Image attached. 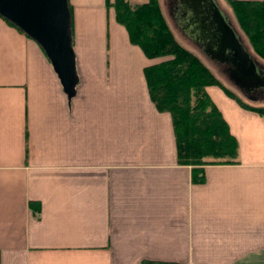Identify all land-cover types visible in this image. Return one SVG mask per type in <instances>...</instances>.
<instances>
[{"label":"crops","instance_id":"crops-1","mask_svg":"<svg viewBox=\"0 0 264 264\" xmlns=\"http://www.w3.org/2000/svg\"><path fill=\"white\" fill-rule=\"evenodd\" d=\"M105 2L68 0L71 97L0 17V264H264V116L206 87L238 155L194 182Z\"/></svg>","mask_w":264,"mask_h":264},{"label":"trees","instance_id":"trees-1","mask_svg":"<svg viewBox=\"0 0 264 264\" xmlns=\"http://www.w3.org/2000/svg\"><path fill=\"white\" fill-rule=\"evenodd\" d=\"M227 2L254 53L264 60V0ZM105 5L114 10L115 21L125 28L130 43L153 61L143 69L144 77L156 109L171 116L178 164L189 166L192 180L199 183L205 165L234 163L238 155L236 140L206 87H220L240 105L262 116L264 106L240 103L196 55L183 47L169 29L158 0L141 4L106 0ZM68 8L72 32L69 3Z\"/></svg>","mask_w":264,"mask_h":264},{"label":"water","instance_id":"water-1","mask_svg":"<svg viewBox=\"0 0 264 264\" xmlns=\"http://www.w3.org/2000/svg\"><path fill=\"white\" fill-rule=\"evenodd\" d=\"M177 24L240 91L264 89V70L216 0H178ZM0 16L42 49L68 97L77 84L67 0H0Z\"/></svg>","mask_w":264,"mask_h":264},{"label":"rangeland","instance_id":"rangeland-1","mask_svg":"<svg viewBox=\"0 0 264 264\" xmlns=\"http://www.w3.org/2000/svg\"><path fill=\"white\" fill-rule=\"evenodd\" d=\"M218 4L220 7L226 12V14L229 16L234 28L240 35L243 43L246 45L250 53H252L256 60L264 67V61L262 58H260L258 55L256 56V53H253L252 46L250 45L247 37L245 34L242 32L240 29V26L237 22L236 16L234 12L232 11L230 5L228 4L227 0H217ZM161 11L164 15L165 21L167 22L169 29L173 33L174 37L176 40L187 50L191 51L194 55H196L202 62L203 64L211 71V73L218 79V81L226 88L228 89L238 100L240 103L247 104L250 106H264V96L251 99L248 98L243 92H241L226 76V74L223 73L221 70V67H219L217 64L214 62L210 61L207 59L201 51H199L195 45H193L183 34L178 30L176 27V24L172 22V20L169 19V16L167 14L168 10L166 8V4L164 6L160 4ZM110 9V8H109ZM112 9V8H111Z\"/></svg>","mask_w":264,"mask_h":264},{"label":"flooded vegetation","instance_id":"flooded-vegetation-1","mask_svg":"<svg viewBox=\"0 0 264 264\" xmlns=\"http://www.w3.org/2000/svg\"><path fill=\"white\" fill-rule=\"evenodd\" d=\"M172 3V9H173V15L175 14L176 16L179 15V8H178V5L179 3L177 4L176 2H171ZM223 71H226V66H223ZM248 95H252L254 97H261V96H264V90H261V89H257V90H254L253 92H250V93H247Z\"/></svg>","mask_w":264,"mask_h":264}]
</instances>
